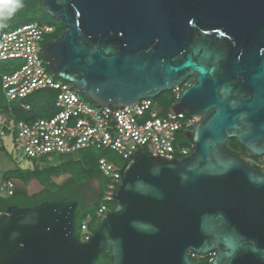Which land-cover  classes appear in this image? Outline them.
Returning <instances> with one entry per match:
<instances>
[{
    "label": "water",
    "instance_id": "95a60500",
    "mask_svg": "<svg viewBox=\"0 0 264 264\" xmlns=\"http://www.w3.org/2000/svg\"><path fill=\"white\" fill-rule=\"evenodd\" d=\"M40 3L64 26L42 48L56 77L114 110L184 85L172 109L199 120L189 155L123 164L86 241L71 197L9 205L0 264H94L105 245L109 264H264V172L225 147L264 155V0Z\"/></svg>",
    "mask_w": 264,
    "mask_h": 264
},
{
    "label": "built area",
    "instance_id": "2783aa9c",
    "mask_svg": "<svg viewBox=\"0 0 264 264\" xmlns=\"http://www.w3.org/2000/svg\"><path fill=\"white\" fill-rule=\"evenodd\" d=\"M53 31L51 24L30 21L0 33V63L17 61L12 72L1 75V86L5 98L8 101L18 99L24 110H29L30 104L23 100L33 92L45 88L56 91L54 105L57 111L53 115L18 119L13 124L15 143L27 157L35 160L49 154L65 155L96 148L111 150L122 159L121 163L104 156L98 159V168L106 181L98 207L93 213H87L80 223L79 239L86 241L92 233L89 223L113 207V191L120 183L123 164L136 151L166 159L189 155L193 143L180 144L179 140L181 135L187 138L184 133L199 120V116L174 112V102L166 110L153 98H142L133 106L124 105L115 110L112 106L89 101L73 84L48 70L42 48L45 37ZM182 88L173 89L175 99ZM112 115H116V119ZM4 136L5 131L0 125V137ZM255 166L263 169L264 160L255 161ZM13 192V179H4L0 183V196L7 197ZM210 254L215 252L201 255L188 251L191 259Z\"/></svg>",
    "mask_w": 264,
    "mask_h": 264
},
{
    "label": "trees",
    "instance_id": "16d2710c",
    "mask_svg": "<svg viewBox=\"0 0 264 264\" xmlns=\"http://www.w3.org/2000/svg\"><path fill=\"white\" fill-rule=\"evenodd\" d=\"M39 3H40L39 0H38V6L37 3H31V4L22 3V7L16 9L9 17H14L16 19L15 27L19 25V24L16 25L17 23H19L17 21L22 22L21 24L30 21H37L39 23H47L53 25L54 31L45 37L44 42H46L48 40L56 38L62 32L64 26L57 19L44 13L41 4ZM41 14H43V17L41 16L38 17ZM4 21H5L4 16L0 14V26L3 24ZM6 30H7V26H4L3 30H0V33ZM16 65H17L16 60H8L0 63V114L4 115V117H2L3 119L2 120L0 119V125L3 126V129L5 131V136L13 133V124L18 119L29 120L38 116L39 117L51 116L57 111L54 105L56 91L53 89H48V88L40 89L27 96L23 101L30 104L29 110H24L23 108H21L19 103L20 101L18 99L8 101L5 98L1 86V75L6 72H12L16 68ZM48 70L51 71L49 67ZM161 94L164 97H162L160 103H162L165 109L168 110L175 100L174 92L173 90H171V91H165ZM161 94L159 95L161 96ZM2 138L3 137H0V140H2ZM189 141H190L189 138H185L183 135H181L179 143L188 144ZM225 147L227 149H230V147H232L233 150L242 149L246 151V149H244L236 139H230L228 143L225 145ZM0 148L2 150H5V145L2 143V141H0ZM98 150H103V149H98ZM252 155L257 156L254 154ZM118 158H119V163H121L122 159L120 157ZM60 172L71 174L72 178H74V180L78 182L88 180L90 178L99 176L100 174L102 178L101 190L106 181V178L101 174L98 168V160L96 166L94 165L90 167L89 165L86 164L85 161L82 160V158L75 159L73 156L68 157L64 160L62 159L60 162L46 166L42 169L33 168L32 170L26 172H21L18 169H10L5 171L3 178L6 179L11 177H18L24 181H27L28 179L33 177L39 180V182L46 187V190L34 197H28L25 194H21V192L16 190H14L13 194L10 196L7 197L0 196V211L1 212L5 211V209L11 204H17L20 206H33L43 200L55 199V198H61L63 196H67L68 195L67 190L65 189H58L57 195L55 196H52L53 194L51 193V189L56 188L55 182L53 181L52 177ZM99 202L100 201H98V203L95 206L89 209H85V208L77 209L76 233L78 238H80L79 227L82 218L87 213H93L98 207ZM112 206H114V202L111 204V207ZM94 227H95V220L89 223V228L91 230H93ZM105 249H106V245L101 250L99 257L94 264L110 263L109 252L108 253L105 252ZM198 260L201 261V264H209V260L207 258L198 259Z\"/></svg>",
    "mask_w": 264,
    "mask_h": 264
},
{
    "label": "rangeland",
    "instance_id": "374dc122",
    "mask_svg": "<svg viewBox=\"0 0 264 264\" xmlns=\"http://www.w3.org/2000/svg\"><path fill=\"white\" fill-rule=\"evenodd\" d=\"M19 2L22 3H26V4H31V3H37L38 6V0H19ZM40 2V0H39ZM41 4V3H39ZM43 17V14L39 15L38 17ZM19 23H17L16 25H20L22 22L17 21ZM15 23H16V19L14 17H8L5 19V21L3 22V24L0 26V30H3L4 26H7V30L12 29L15 27ZM162 97H164L162 94L161 96L158 95L156 97H154L153 99L155 101L160 102ZM4 117V115L0 114V119L2 120ZM39 117V116H38ZM40 117H46V116H40ZM230 139H235V138H230ZM228 139L226 141V144L228 143V141L230 140ZM2 143L5 145V150H2L0 148V183L5 179L4 177V173L7 170L10 169H18L21 172H26V171H30L33 168H38V169H42L46 166L52 165V164H56L58 162H60L62 159H66L68 157H74L75 159L77 158H82L83 161L86 162L87 165L91 166H96L97 164V160L99 157H106L109 160H114L116 163H119V158L118 156L113 152V151H108V150H98L95 148H85L82 150H79L78 152L72 153V154H65V155H58V154H49V155H45L43 157H40L38 159H31L29 157H27L20 149L19 147L16 145L15 143V136L14 133L12 134H8L7 136L3 137ZM239 143V142H238ZM230 146V145H229ZM228 146V147H229ZM245 149V148H244ZM231 151L237 153L246 163H248L249 165H253L254 167V162L257 160H264V155L263 156H253L252 153H250L248 150L244 151L242 149H237V150H233L232 147H230ZM259 170H261V172H263V169H260L259 167H256ZM66 174L64 172H60L56 175H54V179H56L57 181H60L63 179V177ZM16 178V177H15ZM33 177L28 179L27 181H24L25 184H28L29 182H33ZM34 188V187H33ZM96 222V221H95ZM105 252H109V248L108 246H106ZM214 254H210V255H205L202 258L199 259H208L210 261V258L213 257Z\"/></svg>",
    "mask_w": 264,
    "mask_h": 264
},
{
    "label": "flooded vegetation",
    "instance_id": "af4514ba",
    "mask_svg": "<svg viewBox=\"0 0 264 264\" xmlns=\"http://www.w3.org/2000/svg\"><path fill=\"white\" fill-rule=\"evenodd\" d=\"M65 173V172H64ZM66 175L63 177L60 181H55L52 177L53 181L55 182L56 188L51 189L52 196L57 195L58 189H65L67 190V196L64 197H71L78 202L77 209L79 208H85L89 209L93 206H95L99 199L100 195L102 193L101 187H102V178L99 174V176L90 178L88 180L78 182L72 178V175L69 173H65ZM68 174V175H67ZM33 180L37 183L34 185V188L29 190L25 185H23L21 182H14V190L21 192V194H25L28 197H34L43 191L46 190V187L43 186L39 180L36 178H33ZM61 198H55V199H48V200H57ZM77 235V233H76ZM199 264H201V261L197 259Z\"/></svg>",
    "mask_w": 264,
    "mask_h": 264
},
{
    "label": "clouds",
    "instance_id": "9594fccd",
    "mask_svg": "<svg viewBox=\"0 0 264 264\" xmlns=\"http://www.w3.org/2000/svg\"><path fill=\"white\" fill-rule=\"evenodd\" d=\"M22 7L19 0H0V14L8 18L16 9Z\"/></svg>",
    "mask_w": 264,
    "mask_h": 264
},
{
    "label": "crops",
    "instance_id": "0c3cea01",
    "mask_svg": "<svg viewBox=\"0 0 264 264\" xmlns=\"http://www.w3.org/2000/svg\"><path fill=\"white\" fill-rule=\"evenodd\" d=\"M11 178L13 179L14 182H18L20 180L19 182H21L23 185H25L29 190H31L34 187V185L37 184L35 181L29 182L28 184H25L24 180H22L21 178H18V177H16V178L11 177ZM54 180L57 181L56 179H54Z\"/></svg>",
    "mask_w": 264,
    "mask_h": 264
}]
</instances>
